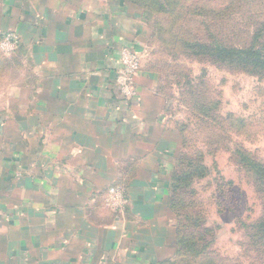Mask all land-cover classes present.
<instances>
[{"label": "crops", "instance_id": "crops-1", "mask_svg": "<svg viewBox=\"0 0 264 264\" xmlns=\"http://www.w3.org/2000/svg\"><path fill=\"white\" fill-rule=\"evenodd\" d=\"M154 17L124 0H0V264H156L173 253L168 184L178 143ZM141 55L137 98L115 86L120 51ZM125 189L121 213L104 207Z\"/></svg>", "mask_w": 264, "mask_h": 264}, {"label": "rangeland", "instance_id": "rangeland-1", "mask_svg": "<svg viewBox=\"0 0 264 264\" xmlns=\"http://www.w3.org/2000/svg\"><path fill=\"white\" fill-rule=\"evenodd\" d=\"M172 1L170 13L155 15L147 67L159 74L175 126L170 177L191 175L176 212L167 207L181 250L161 261L264 264V70L215 52L262 46L264 0Z\"/></svg>", "mask_w": 264, "mask_h": 264}, {"label": "trees", "instance_id": "trees-1", "mask_svg": "<svg viewBox=\"0 0 264 264\" xmlns=\"http://www.w3.org/2000/svg\"><path fill=\"white\" fill-rule=\"evenodd\" d=\"M124 1L144 10L147 14L154 17L153 32L155 29L160 27V23L156 21L155 15L162 13H170L174 2L172 0H124ZM192 46L195 47V45ZM215 50L217 57L220 60L227 58L230 61L244 60L246 61V63L243 65V67L252 65L257 70H264V43L260 48L256 50L251 48L227 50L223 47H216ZM192 53L197 54L196 52H192ZM190 175H188V173L185 172L177 173V174L176 172H174L169 179L167 207H170L171 211H173L174 213L176 212L175 199L181 188V182L188 180L190 178ZM257 229L261 231L264 235V221H261L257 224ZM175 232L177 235L176 240H174L175 250L171 257L174 261L176 260V257L179 254V250H181L179 228L177 226L175 228ZM172 262L173 261L167 260V261H161L158 264H173Z\"/></svg>", "mask_w": 264, "mask_h": 264}, {"label": "built area", "instance_id": "built-area-1", "mask_svg": "<svg viewBox=\"0 0 264 264\" xmlns=\"http://www.w3.org/2000/svg\"><path fill=\"white\" fill-rule=\"evenodd\" d=\"M19 46V38L9 32L0 38V52L4 56H11ZM119 66L115 72L114 82L120 97L125 101L137 98L135 76L141 63V55L128 47L123 48L119 54ZM128 203L123 186H110L103 198L104 207L113 213H121Z\"/></svg>", "mask_w": 264, "mask_h": 264}]
</instances>
